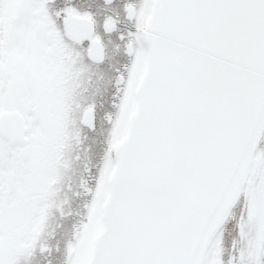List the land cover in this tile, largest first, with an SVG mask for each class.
Wrapping results in <instances>:
<instances>
[{"label":"snow or ice","instance_id":"snow-or-ice-1","mask_svg":"<svg viewBox=\"0 0 264 264\" xmlns=\"http://www.w3.org/2000/svg\"><path fill=\"white\" fill-rule=\"evenodd\" d=\"M0 264H264V0H0Z\"/></svg>","mask_w":264,"mask_h":264},{"label":"flooded vegetation","instance_id":"flooded-vegetation-1","mask_svg":"<svg viewBox=\"0 0 264 264\" xmlns=\"http://www.w3.org/2000/svg\"><path fill=\"white\" fill-rule=\"evenodd\" d=\"M87 143V142H86ZM87 153H82V161H81V164L85 163L87 161ZM78 172H79V169H78Z\"/></svg>","mask_w":264,"mask_h":264}]
</instances>
